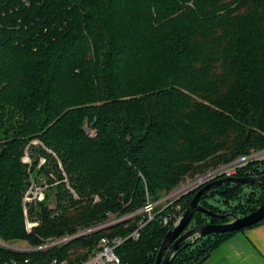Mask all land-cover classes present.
Segmentation results:
<instances>
[{"label":"trees","instance_id":"1","mask_svg":"<svg viewBox=\"0 0 264 264\" xmlns=\"http://www.w3.org/2000/svg\"><path fill=\"white\" fill-rule=\"evenodd\" d=\"M26 148L43 162L28 166ZM262 148L264 0H0V264L84 258L100 236H126L140 215L38 246L108 212L138 211L146 193L159 200L155 215L117 253L122 264H153L174 223L161 218L181 216L197 190L172 206L164 194L195 164ZM42 178L50 193L27 206L40 220L27 231L23 194ZM262 203L260 183L199 197L212 213L236 216ZM227 220L196 211L184 230ZM236 232L189 239L169 264H199ZM17 241L34 249L2 245Z\"/></svg>","mask_w":264,"mask_h":264},{"label":"built area","instance_id":"2","mask_svg":"<svg viewBox=\"0 0 264 264\" xmlns=\"http://www.w3.org/2000/svg\"><path fill=\"white\" fill-rule=\"evenodd\" d=\"M250 163H255V165L251 166V168L253 169H246L245 173H247L248 175L264 174L262 173V171L264 170V148L252 150L249 153L237 157L230 162L224 164H218L212 167L211 169L207 170L206 172L198 174L191 182L194 183L193 185L192 184L178 185L164 197L167 200L165 206L167 205L172 206L173 205L172 203H174V201H176L179 196L193 190V188H195L196 186L204 184L205 181L208 180L209 178L236 176L240 170L247 168V165ZM253 170L255 171V174H251ZM46 187L47 185H45L44 183L36 182L34 179H32L30 185L23 194L22 206H23L25 226L27 231H30L32 227L38 224L36 222H30L27 220V216H28L27 205L31 202H36L38 200L43 199L44 197L43 191L46 189ZM146 197L147 198L145 204L138 211L122 214V215L108 212L105 220L91 224L86 227H80L74 233L71 234L48 237L46 240L43 241L44 243L38 248L43 249V248L51 247L53 245H61L63 243L68 242L74 237L89 235L98 230L100 231L106 227L123 223L128 219L133 218L134 216L139 214L141 217L140 220L136 224L135 228L132 229L126 236L102 235L97 239V241L92 246V248L87 251L86 256L84 258H80L77 260L76 259L60 260L57 257H55L48 262V264H122L121 258L117 253V248L129 237L134 240L139 238L142 227L148 221L153 219L155 215L154 209L159 204V200L158 201L150 200L148 198L147 193H146ZM165 206L162 207L159 211L166 208ZM55 214L56 212H53V215ZM179 217H180L179 214H175L173 213V211H171L168 212L166 215H164L161 219L163 224H168L170 220L175 222L179 219ZM2 245L7 248L20 250V251H27L34 249L33 247H29V246L27 247L18 246V245L15 246L7 243H3Z\"/></svg>","mask_w":264,"mask_h":264},{"label":"water","instance_id":"3","mask_svg":"<svg viewBox=\"0 0 264 264\" xmlns=\"http://www.w3.org/2000/svg\"><path fill=\"white\" fill-rule=\"evenodd\" d=\"M226 183L264 184V175L250 177H224L207 183L202 186L199 190H197L192 200L190 201L188 207L185 209L179 219L174 223V225L166 232L155 254L153 264H169L178 246L189 239H196L199 236L224 233L228 231H239L264 219V203L258 206L255 210L243 216L212 213L210 210L199 204V197L203 193H205L210 188ZM196 211H200L209 216L216 215L222 218H228V220L222 223L205 222L201 225H197L190 229L184 230Z\"/></svg>","mask_w":264,"mask_h":264},{"label":"crops","instance_id":"4","mask_svg":"<svg viewBox=\"0 0 264 264\" xmlns=\"http://www.w3.org/2000/svg\"><path fill=\"white\" fill-rule=\"evenodd\" d=\"M199 264H264V222L236 232Z\"/></svg>","mask_w":264,"mask_h":264},{"label":"rangeland","instance_id":"5","mask_svg":"<svg viewBox=\"0 0 264 264\" xmlns=\"http://www.w3.org/2000/svg\"><path fill=\"white\" fill-rule=\"evenodd\" d=\"M33 144H37V141H33L32 142ZM33 155V156H32ZM32 155H31V152H30V150H28L27 148H26V151H25V155H24V157H23V161L25 162V163H27L28 164V166H30V163L31 162H33V157L34 158H36L37 157V162H36V166H38V165H40L42 162H43V156H39L38 157V154L36 153V152H33L32 153ZM220 161H222V160H217V159H215V160H208V161H205V162H200V163H198V164H195L194 165V167H193V170L191 171V172H189L188 174H186L185 176H183L181 179H180V181H179V184L178 185H185V184H187V185H190V184H194V183H191L192 181H193V179L198 175V174H201V173H204V172H206L207 170H209V169H211L212 167H214V166H216L215 164H217V163H219ZM219 164H224V163H219ZM218 165V164H217ZM250 176H254V175H247V176H241V177H250ZM230 177V176H229ZM234 177H240V176H234ZM210 179V180H209ZM208 180H206L205 181V183L204 184H201V185H199V186H196L195 188H193V190H199L202 186H204L205 184H207V183H210V182H212V181H215V180H217V179H220V178H215V177H213V178H209ZM41 183L42 182H44V178H42L41 179V181H40ZM46 193H50L49 192V190L48 189H45L44 191H43V195H45ZM169 193V192H168ZM165 195H167V193H165L164 194V196ZM30 204V203H29ZM27 205L28 207L29 206H33V205H35L36 203L35 202H32V204H30V205ZM30 210V209H29ZM30 213V212H29ZM27 220L28 221H30V222H36V223H39V218H35V217H32L31 216V214L30 215H28L27 216ZM176 222V221H175ZM174 222V223H175ZM174 223H173V225H174ZM113 226H115V225H113ZM113 226H109V227H106V228H104V229H102V230H98V231H96V233H99V232H101V231H106L108 228H111V227H113ZM106 236H114V235H106ZM44 243V242H43ZM42 243V244H43ZM42 244H40L39 246H41ZM11 245H13V244H11ZM15 246H26L27 247V245H29L28 243H26L25 241H17L15 244H14ZM38 246V247H39ZM43 249H45V248H43Z\"/></svg>","mask_w":264,"mask_h":264}]
</instances>
